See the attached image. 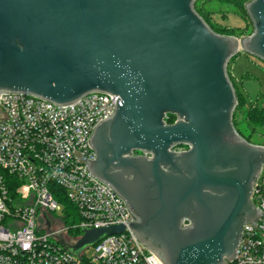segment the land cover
Here are the masks:
<instances>
[{
    "label": "water",
    "instance_id": "95a60500",
    "mask_svg": "<svg viewBox=\"0 0 264 264\" xmlns=\"http://www.w3.org/2000/svg\"><path fill=\"white\" fill-rule=\"evenodd\" d=\"M197 1L0 0V96L119 97L88 141L95 160L74 154L124 200L130 231L162 264H228L263 215L252 200L264 147L234 125L227 68L241 52L264 63V0L245 5L254 31L243 39L216 33ZM126 230L59 240L80 256Z\"/></svg>",
    "mask_w": 264,
    "mask_h": 264
},
{
    "label": "built area",
    "instance_id": "2783aa9c",
    "mask_svg": "<svg viewBox=\"0 0 264 264\" xmlns=\"http://www.w3.org/2000/svg\"><path fill=\"white\" fill-rule=\"evenodd\" d=\"M118 98L97 93L57 106L25 94L0 96V264H162L130 231L134 218L124 200L74 154L95 160L88 141ZM252 202L263 215L255 227H244L237 257L228 264H264V165ZM112 226L127 230L80 256L59 240L75 245L85 229ZM74 231L79 238H70ZM91 248L95 254L88 258Z\"/></svg>",
    "mask_w": 264,
    "mask_h": 264
},
{
    "label": "rangeland",
    "instance_id": "374dc122",
    "mask_svg": "<svg viewBox=\"0 0 264 264\" xmlns=\"http://www.w3.org/2000/svg\"><path fill=\"white\" fill-rule=\"evenodd\" d=\"M198 6L215 32L243 39L250 36L254 31L253 24L243 9H237L217 0H199ZM227 70L233 85L246 101L244 108L239 109L238 106L235 110L234 123L236 129L242 137L249 139L251 143L264 145V129L253 130L247 121L249 108L251 106L260 107L264 101V63L241 52L229 63ZM174 150L185 151L179 147H175ZM63 213V211H59L57 216L61 218ZM86 254L88 258H92L95 249H89Z\"/></svg>",
    "mask_w": 264,
    "mask_h": 264
},
{
    "label": "trees",
    "instance_id": "16d2710c",
    "mask_svg": "<svg viewBox=\"0 0 264 264\" xmlns=\"http://www.w3.org/2000/svg\"><path fill=\"white\" fill-rule=\"evenodd\" d=\"M217 1L222 2L224 4H227V5H230V6H234L237 9H240V10L243 9L245 15L249 19L248 15L246 13V10H245V5L249 2V0H217ZM198 2H199V0L197 1L196 6H195L196 11L202 16V18L206 21V23L212 28L210 23L205 19L204 15H203V12L199 8ZM249 21H250V19H249ZM236 30H240V29H236ZM216 33H218L220 35H224V33L223 34H221L220 32H216ZM235 90H236V94H237V97H238V105H237V107L239 106V109L244 108L246 106V101H245V99L243 97H241L239 91L236 88H235ZM175 121H176V116H174V115H168L167 116L166 122L168 124H173ZM234 121H235V119H234ZM247 121H248L249 125L252 126L253 130H255L257 128H263L264 129V101L262 102V105L260 107L259 106H251L249 108V111H248V114H247ZM234 125H235V123H234ZM235 127H236V125H235ZM245 139L247 141L251 142L249 139H247V138H245ZM179 148L185 149V150L188 149L185 146H180ZM67 208H69V210L72 209V212H75V208H73L70 204H68ZM72 223H73L72 221L71 222L67 221L66 224L69 225V224H72ZM80 235H81L80 231H74V232H71L69 234L70 238H74V239L79 238Z\"/></svg>",
    "mask_w": 264,
    "mask_h": 264
},
{
    "label": "flooded vegetation",
    "instance_id": "af4514ba",
    "mask_svg": "<svg viewBox=\"0 0 264 264\" xmlns=\"http://www.w3.org/2000/svg\"><path fill=\"white\" fill-rule=\"evenodd\" d=\"M136 155H139V153H137Z\"/></svg>",
    "mask_w": 264,
    "mask_h": 264
}]
</instances>
